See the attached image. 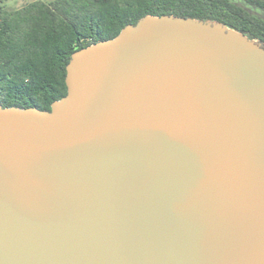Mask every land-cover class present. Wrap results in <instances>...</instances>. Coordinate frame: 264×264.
I'll return each instance as SVG.
<instances>
[{"label":"water","instance_id":"1","mask_svg":"<svg viewBox=\"0 0 264 264\" xmlns=\"http://www.w3.org/2000/svg\"><path fill=\"white\" fill-rule=\"evenodd\" d=\"M66 84L0 103V264H264L261 41L146 15Z\"/></svg>","mask_w":264,"mask_h":264},{"label":"trees","instance_id":"2","mask_svg":"<svg viewBox=\"0 0 264 264\" xmlns=\"http://www.w3.org/2000/svg\"><path fill=\"white\" fill-rule=\"evenodd\" d=\"M1 1V0H0ZM264 10V0H243ZM219 22L264 44V20L235 0H34L0 7V103L50 110L68 92L73 53L146 15Z\"/></svg>","mask_w":264,"mask_h":264},{"label":"rangeland","instance_id":"3","mask_svg":"<svg viewBox=\"0 0 264 264\" xmlns=\"http://www.w3.org/2000/svg\"><path fill=\"white\" fill-rule=\"evenodd\" d=\"M34 0H1L0 7L3 6L7 9L14 10L20 8ZM45 1H52V0H45ZM238 3L242 4V6L247 9L251 14L261 18L264 20V10L258 6L253 4L247 3L243 0H235ZM257 40V39H256ZM259 41V40H257Z\"/></svg>","mask_w":264,"mask_h":264}]
</instances>
